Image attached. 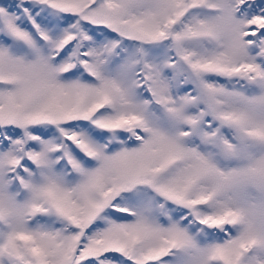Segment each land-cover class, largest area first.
I'll use <instances>...</instances> for the list:
<instances>
[{
    "label": "snow or ice",
    "instance_id": "6c2138e0",
    "mask_svg": "<svg viewBox=\"0 0 264 264\" xmlns=\"http://www.w3.org/2000/svg\"><path fill=\"white\" fill-rule=\"evenodd\" d=\"M0 264H264V0H0Z\"/></svg>",
    "mask_w": 264,
    "mask_h": 264
}]
</instances>
